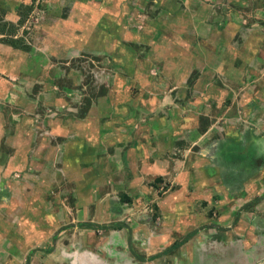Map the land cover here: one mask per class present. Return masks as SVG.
Masks as SVG:
<instances>
[{
  "label": "rangeland",
  "instance_id": "obj_1",
  "mask_svg": "<svg viewBox=\"0 0 264 264\" xmlns=\"http://www.w3.org/2000/svg\"><path fill=\"white\" fill-rule=\"evenodd\" d=\"M246 37L264 39V0H0V153L22 150L10 178L23 194L6 191L16 204L3 206L0 264H256L243 234L264 233V201L240 210L235 186L255 176L246 154L264 162V141L231 167L234 155L214 153L248 129L264 138L239 119L231 91L244 85L223 75L240 71L229 57ZM154 149L167 164L158 180ZM194 230L157 260L133 254Z\"/></svg>",
  "mask_w": 264,
  "mask_h": 264
},
{
  "label": "crops",
  "instance_id": "obj_2",
  "mask_svg": "<svg viewBox=\"0 0 264 264\" xmlns=\"http://www.w3.org/2000/svg\"><path fill=\"white\" fill-rule=\"evenodd\" d=\"M244 40H246L245 49L244 50H241V49L234 50L235 53L231 54L234 56V58L229 57L231 61H233L235 59L237 61H239V68L238 69H240V71H238L235 68H232L230 65L229 67H227V68H229V72H226L225 70H223V75L227 76V74H225V73L230 74L229 77H231L232 80L233 79L235 80L234 83L237 85V87L240 84L244 85L242 88H236L235 91H231V93L234 95H236L237 92H239L240 96L238 98H235V99H240L241 104L244 107L242 110V114L239 116V119L242 122H248V123H251L255 126H258V125L264 126V122H263L264 121V114H262V109L264 107V39H260V38L254 39L251 37L250 38L246 37ZM202 59L200 58L201 61H202ZM224 60H226V58ZM224 60L216 59L213 62H210V63H214V66H210L209 68L204 66V67H202L203 68L202 72L204 74H209L211 72L210 69H212V67H214L213 70L215 71V69H218L216 67V63L218 62L217 65H219V63H222V61H224ZM244 68H246L247 71H245V70L243 71L242 69H244ZM250 70H252V71H250ZM180 73H181V71H180ZM180 73H179V75H180ZM239 74L242 75V80H241V78H239ZM182 76H184L183 73H182ZM224 76H222V77H224ZM2 90H3V88H0L1 92H2ZM221 90H222V88H221ZM194 93L197 94L198 91H195ZM162 102L163 103L161 104V106H167V103H165V102H168L166 97L163 99ZM18 104L19 103H14V105H16V108H18ZM230 117L232 118L231 120H229L230 123L233 125L236 124L237 121H235V120L237 118L234 119L233 116H230ZM0 120H1V114H0ZM1 123H2V121L0 122V142L2 141L3 138H5V134H3L4 129H3V126ZM180 125H181V122H180ZM177 126H178V124H177ZM248 130L249 131L247 132V134H245V141H244L245 143H241V140L237 139L236 136L235 137L229 136V138H227V139H223L217 143H214L215 155H216V151H217L218 154L222 155L224 160L227 157H231L233 155H234V158L235 157L238 158L239 156L241 157V155H243V152H246V151H244V149H247L248 147H250V144L252 143V141H255L256 143H260V141H264V138L262 139L259 136H256V133H254L253 131L251 132V129H248ZM79 135H81V133ZM155 142L157 144L158 149L162 148V152L165 148H167L169 146L168 142L166 141V138L165 137L163 138V136L158 138ZM21 151L22 150L15 149V151H14L15 155H13V153H12V156L9 157L10 159L8 158V155L5 152H4V154L0 153V158H1L0 159V223L3 221V224L2 223L0 224V229H1L0 230V239L2 236H4L3 235V233L5 231L4 229H7L5 224L8 222V217H7L8 211L6 208L3 210V206H8V205L11 206V205L16 204V202L15 201L13 202L12 200H11L12 202L10 201V204H8L9 201L7 200L8 198H6L7 192H8L7 189L13 188V191L16 192L17 194L19 193V196H21V197L23 196L22 192L19 191L20 188L17 187L18 182L15 180L14 177H13L14 179L10 178L11 177L10 173H12L13 171H19L20 170L19 165L21 164L22 159L19 158V156H20ZM157 152H159V151H156L155 149L152 150L151 158H149V159L147 158V160H146V161H148L146 163H149V164L147 166L144 165V166H146V169L147 168L149 169V167L151 166V170L156 175V177L161 176L160 172L164 171L165 167L167 166V164L165 166V162H164L165 159H163V154L161 153V155H159V153H157ZM252 153L253 152H251V154L247 153L246 157L249 155L248 156V160H249L248 163L249 162L251 163L249 165H250V167H252L254 169L253 172H255V174H253V175H255V176H252V175L248 176L247 164H246L247 161L245 162V160H244L245 164H243L242 166H244V165L246 166V168H245L246 172L245 173H247V177L244 180L241 179L239 181L240 182L239 184H242V185H239L238 187L235 186L237 189H242L241 191L245 190L242 193L243 196L241 195L243 198V199H241V201L243 200L241 202V205L244 204L243 207L240 208V210H242V211H245V210H247L248 207H251L253 204L249 205V203L251 201H253V199H255L256 197L261 196L264 192V188L259 189L257 186V184H259V182H261V181H259L261 179V175L264 174V162H262L261 155H259L257 152L254 154H252ZM1 155H2V157H1ZM221 155H220V157H221ZM234 158L226 160L225 161V162H227L226 165L231 167V165L228 163H231L229 161H232V162L236 161L237 158H235V159ZM223 165H225V164H223ZM243 169H240V170L242 171ZM147 172H149V171H147ZM236 182H238V181H236ZM229 183L231 184V182H229ZM243 185H244V187H243ZM233 186H234L233 184L227 185L226 182L224 185L225 189L228 190L229 192H232V190L234 188ZM244 193H245V195H244ZM12 196L13 195H11L10 198H13ZM252 196H256V197L249 199V197H252ZM248 201H250V202H248ZM261 201H264V197L261 198L260 200H258L257 203H254L255 207L258 206V204ZM2 202H4V204H1ZM244 214H245V216H244ZM246 215H247V212H242L241 218H240L241 223H243L245 221L247 222L248 219H247ZM244 218H246V219H244ZM242 228H244V226H242ZM245 233H246V235L243 234V236L246 237L245 241H247V243H245L246 245H243V246H250L249 245L250 242H251L250 243L251 245H255L252 252H255L257 255L260 256V257L258 256L259 258H257L255 263L256 264H264V233H262L260 231H250L249 229H247L245 231ZM248 240H249V242H248ZM9 243L11 245L10 241H9ZM158 246H160V244L157 245V247ZM160 248L161 249L159 251H158V249H155V251L149 252V253L151 254V256L156 255L158 253H161L162 247H160ZM173 250H175V249H173ZM162 256H159L158 258H155L152 261L157 260Z\"/></svg>",
  "mask_w": 264,
  "mask_h": 264
},
{
  "label": "trees",
  "instance_id": "obj_3",
  "mask_svg": "<svg viewBox=\"0 0 264 264\" xmlns=\"http://www.w3.org/2000/svg\"><path fill=\"white\" fill-rule=\"evenodd\" d=\"M2 30H3V29H2ZM19 42L21 43V40H19V39H18V40H17V39H10V40H7V43L12 44L13 46H16V47L19 46V44H18ZM158 179H159V177L156 178V180H158ZM263 197H264V192H263V194H262L261 196L256 197L255 199H253V201H251V202L249 203V205L254 204V203H257L258 200H260V199L263 198ZM235 219H237V218L235 217ZM195 233H196V230H194V231H192V232H189L187 235H185V236L183 237L182 240L173 243L169 248L165 249V250L162 251L161 253H158V254H156V255L150 256V257H148V258H145V257L139 256V255H137L136 253H133V254H134L135 258H136L138 261H141L142 263H143L144 261H150V260H153V259H155V258H158L159 256L164 255L166 252H169V251H171V250H173V249L178 248V247L181 246L183 243L187 242V241L189 240V238H191V237L193 236V234H195Z\"/></svg>",
  "mask_w": 264,
  "mask_h": 264
}]
</instances>
